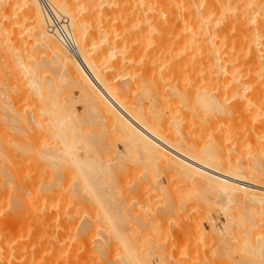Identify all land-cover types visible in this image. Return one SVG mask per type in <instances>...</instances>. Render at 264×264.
<instances>
[{
  "label": "bare ground",
  "instance_id": "1",
  "mask_svg": "<svg viewBox=\"0 0 264 264\" xmlns=\"http://www.w3.org/2000/svg\"><path fill=\"white\" fill-rule=\"evenodd\" d=\"M45 4L65 22L75 42L74 54L63 47L50 29ZM41 57L47 58L45 63ZM0 63L4 69H9L10 78H17L15 84L18 82L20 87L30 89L28 95L35 97L40 114L49 115L47 119L54 123L52 129L55 126L58 130L54 137L57 138L59 132L71 134L70 141L64 137L66 133L62 138L59 135L58 142L63 147V152L58 148L59 157L69 155V171L72 176L82 178L78 177L93 197H102L99 191L106 186L102 175L104 177L109 164L123 154L109 141L102 142L105 144L102 152L111 156L104 160L103 153L96 149L98 146L88 144L84 139L83 131H80H85L82 125L76 120L70 123L65 119L68 110L63 109V103L58 102L63 107L56 105L54 98L58 95L52 93L51 88H56L51 86L53 79L48 82L42 79L44 64L53 72L62 73V81L66 80L79 90L88 111L96 114L94 121H99L103 130L117 135L124 149L138 155L142 163L158 162L162 175L178 176L189 184L187 189L192 187L191 191L209 196L213 199H209L212 205L222 211L225 222L235 220L237 210L248 215L264 205V187L257 172L264 165L253 162L258 170L253 169L256 174L248 176L247 165L235 163L236 169L231 174L226 168L225 152L218 149L219 137L209 134L211 139L206 144H200L199 139L205 129L199 123L203 116L208 128L214 132L226 134L237 127L248 141L264 143V0H0ZM8 72L4 74L8 75ZM225 100H230L231 105H226ZM2 104L1 109L7 108L8 104ZM63 111L67 113L65 116ZM258 111L259 117L245 116L248 112ZM72 116H69L70 120ZM252 117L255 121H250ZM64 120L73 126L66 128ZM171 126L187 131L172 139L169 137ZM64 138L71 145L68 142L67 145ZM228 151L238 155L239 148L230 146ZM95 165L99 173L88 169ZM82 166L86 169L79 168ZM146 166L150 167L147 164L143 167ZM256 192L262 197H257ZM209 220L210 225L215 223L213 219ZM53 230L42 235L53 238L55 244L68 243L69 229ZM116 233L115 239H120V234ZM35 238L38 239L36 235ZM111 239L107 240V246H104L106 242L102 246L110 247ZM44 245L48 246L47 243ZM44 252L41 250L42 257ZM64 255L68 257V254ZM68 261L65 264H72V260ZM46 262L43 264H49Z\"/></svg>",
  "mask_w": 264,
  "mask_h": 264
},
{
  "label": "rangeland",
  "instance_id": "2",
  "mask_svg": "<svg viewBox=\"0 0 264 264\" xmlns=\"http://www.w3.org/2000/svg\"><path fill=\"white\" fill-rule=\"evenodd\" d=\"M41 58L45 63L47 58ZM6 70L3 66L0 67V104L5 100L6 105L8 104L7 108L5 106L1 109L0 107V122L2 121L0 123V264H43L47 260H49V262L47 261L49 264L52 261L51 264H56V262L65 264L68 259L72 260L70 261L72 264H264V205L263 209H257L248 215L237 210L239 215L237 212L235 213V220L229 219L228 223L225 222L222 211L220 208L218 209L217 205H212L210 200L213 199L208 198L209 196H204L205 194L200 192L197 194L194 192L195 190L191 191V185L189 186L191 188L187 189L186 186L189 184H186L184 179L182 180L178 176L162 175L163 173L158 170V162L142 163L138 155L132 154L130 149H124L117 135L110 130H103L99 126L100 123H97L99 121H94L96 114L91 110L88 111L89 108L82 100L79 90L70 86L66 80L62 81V73H58V71L55 73L52 68L50 69V66L48 68L44 64L42 67V72L45 71V74L42 75L43 81L48 82L53 79L51 86H56V88H51L52 93L57 94L59 99L62 98V100L54 98L58 100H56V105L58 102L63 103L64 107L60 104L58 106L68 110V117L74 114L71 120L70 117H65V119L69 122L76 120L78 124L82 125L85 131L81 129L80 131H83L84 139L88 144H96L94 145L98 146L96 149H100L102 152L101 149L105 150L104 143L109 141L116 151L123 154L109 166L105 165L111 167H107L108 172H106L107 170L106 173L102 171L105 178L102 175L104 181H101L106 185V189L99 191L102 197L97 198L90 195L88 188L86 189L82 182L83 180H79L81 177L72 176L69 171L68 164L70 163H67L70 160L69 155L63 154L64 157L61 154L63 158L59 157L58 148L60 145L58 141L59 135L61 134L62 138L63 133L59 132L58 137H54L58 130L55 126L52 129L51 125L54 123L47 119L49 115L40 114L38 111L40 105L36 103L35 97L28 95L30 89L27 86L24 88L25 86L22 85L24 88L22 90L23 88L18 82L14 83V81H18L17 78L12 76L10 78L12 74L9 73V69ZM7 72L8 75H6ZM55 74L58 76L56 77ZM49 76L50 79H48ZM60 80L62 82H59ZM56 90L58 93H55ZM22 91H25L26 94H23ZM19 94L20 97H18ZM64 94H67L68 98ZM224 102L226 105H231L230 100ZM33 105H36V109ZM71 110L72 113H69ZM5 112H9L10 117ZM63 112L65 116L67 113ZM3 114L6 115L2 116ZM249 114L254 117L261 116L260 111L258 113L248 112L245 116ZM254 117L250 121H255ZM55 119L57 120V118ZM219 119L222 120V117ZM229 119L231 120V118ZM14 120L16 121L14 122ZM20 120L23 121L20 122ZM68 121L64 120L63 123L67 127L64 124L63 126L70 129L69 126L72 124H66L69 123ZM206 122L203 116L200 117V125L205 126L200 134V144H206L211 139L210 135L218 136L220 139L218 149L226 154L228 172L232 174V171L234 172L236 169L235 163H237L238 166L247 165V175L251 176L256 174L254 170H258L253 166V162H261L264 165V143L248 141L237 127L232 129L233 132L226 134L217 132V130L214 132L208 128ZM37 125L42 127H37ZM169 131V137L176 139L180 134H185L187 130L171 126ZM64 134L63 136L70 141L71 134L67 131ZM88 139H91L90 142L87 141ZM10 142L11 144H9ZM68 143L71 145L70 142ZM235 145L239 148L238 155L228 151L230 146ZM45 148H49V151ZM59 149L63 152L62 145ZM68 149L70 150V148ZM69 150H67L68 153H70ZM102 153L104 160L111 157L106 155L108 153L105 151ZM139 162L150 167L146 166L147 168H145ZM84 167L79 168L83 170ZM97 168L96 165L88 167V169L98 172ZM144 168L146 171L143 170ZM99 170L101 169L99 168ZM257 172L261 177L255 176L260 178L264 187V168ZM157 176L158 178H155ZM92 183L95 184V182ZM199 189L202 191V187ZM256 196L262 197V194L256 192ZM209 219H213L215 223L210 225ZM47 228L50 231L69 229L71 237L67 240L68 243L55 244L52 241L53 238H45L46 236L42 234L49 231L45 230ZM247 231L248 235H246ZM115 233L120 234V239H115ZM39 234L44 238H40ZM35 235L42 240V243L41 240L39 242L42 248L43 246L45 248H40L41 245H38L39 242ZM109 238H113L111 246L104 248L102 244L106 242L104 246H107ZM49 241L55 246H52L51 242L49 245ZM45 243L49 247L44 245ZM41 250L43 252L46 250L47 255L44 254L45 252L43 253L45 258L41 256ZM60 253L68 254V257ZM55 257H58L57 260H51ZM81 258L85 261H82ZM45 259L46 261H44Z\"/></svg>",
  "mask_w": 264,
  "mask_h": 264
},
{
  "label": "built area",
  "instance_id": "3",
  "mask_svg": "<svg viewBox=\"0 0 264 264\" xmlns=\"http://www.w3.org/2000/svg\"><path fill=\"white\" fill-rule=\"evenodd\" d=\"M45 5V14L47 20L49 21L50 29L63 47L71 52H74L76 49L75 42L72 35L68 31L65 22L51 8H49L47 4Z\"/></svg>",
  "mask_w": 264,
  "mask_h": 264
}]
</instances>
